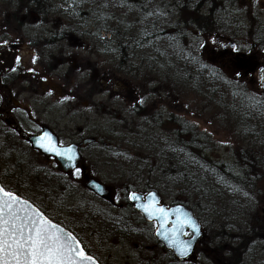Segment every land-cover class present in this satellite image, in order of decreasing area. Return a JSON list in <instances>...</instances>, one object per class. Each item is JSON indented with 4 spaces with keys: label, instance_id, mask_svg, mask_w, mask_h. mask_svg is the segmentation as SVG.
<instances>
[{
    "label": "flooded vegetation",
    "instance_id": "flooded-vegetation-1",
    "mask_svg": "<svg viewBox=\"0 0 264 264\" xmlns=\"http://www.w3.org/2000/svg\"><path fill=\"white\" fill-rule=\"evenodd\" d=\"M125 1L127 24L132 21L154 23L158 35L162 32L163 24H170L173 46L170 53L174 56L181 47V51L189 56L210 64L207 57L196 48V42L206 37L208 30H211L220 43L251 45L258 63L264 65V58L259 56L260 50L264 49V0H201L197 10L192 13L197 19L207 13L206 18L197 25L201 36H197L191 25L185 22L188 9L175 7L178 0ZM179 2L183 3L184 0ZM193 2L194 0H188L189 4ZM75 5L81 7V0ZM67 6V0H0V44L8 41L6 48L0 47V143L9 147L21 144L28 154L36 155L42 163L56 168L58 166L54 159L39 154L21 132L38 135L45 129L51 131L59 143L76 145L81 154V165L88 169L90 176L96 177L110 190L112 202L86 189L91 193L92 208L101 214L112 213L110 220H117L115 224L123 230L124 239L125 236L128 239L132 233L137 237L135 242L128 239L132 249L128 247L125 258L139 264L145 263V257L147 262L157 263L160 258L175 262L168 254L170 250L155 239V223L145 220L133 209L131 202L121 198L117 204L115 198L123 191L113 192L109 182L89 172L92 167L105 164L102 157L111 144L105 136L108 138V134L112 135L114 129L119 131V128L125 126V93L133 90L125 89V86L116 88L108 83L112 81V84L117 85V76L110 58L103 67L95 57L92 59L91 56H83L82 53L88 52V49L82 47L81 34L66 31L64 15ZM237 9L243 10L237 12ZM79 12L82 14V7ZM149 12L154 14L149 16ZM177 24L179 27H174ZM16 56L21 58L20 64H16ZM34 57L35 64L32 63ZM13 67L17 69L15 72L11 70ZM31 68L36 72L28 71ZM41 77H47V80ZM49 91L53 94L48 95ZM174 95L175 91L166 92L158 85L155 97L159 104L156 110L162 107L165 111L161 114H175L167 110L165 104V97L172 99ZM65 96L75 99L64 101ZM254 96L263 99L264 87L260 94ZM78 104L82 106L77 108ZM82 109H89V113ZM88 138L93 140L86 141ZM139 192L145 194L148 191ZM160 200L161 203L165 202L162 198ZM165 204L170 205L168 202ZM194 215L196 216L195 213ZM199 220L203 226L204 239L208 241L204 219ZM143 237L150 239L144 240ZM254 238L252 245L257 253L258 247L255 248V245L259 240L264 241V234ZM209 250L207 242L206 246H201L194 254L191 262L198 254L210 258ZM91 254L100 264H107L96 254ZM107 258H111L109 253ZM216 259L222 264H232L227 256ZM237 260L239 264L240 259Z\"/></svg>",
    "mask_w": 264,
    "mask_h": 264
},
{
    "label": "trees",
    "instance_id": "trees-1",
    "mask_svg": "<svg viewBox=\"0 0 264 264\" xmlns=\"http://www.w3.org/2000/svg\"><path fill=\"white\" fill-rule=\"evenodd\" d=\"M67 1L69 6L64 15L66 29L79 32L83 40L90 41L92 50L97 48L100 53L110 56L114 73L140 79L146 89L143 92H151L153 96L158 85L169 93L176 91L178 84L201 91L208 100L216 102L225 114L223 117L228 116L234 129L247 139L232 163L219 161L211 156L204 132L175 114H161L156 119V108L150 114H145V109L132 111L129 116L125 114V126L119 128L118 134H109L125 143V152L115 154L112 159H121L118 168L122 173L125 171L124 185L132 190H154L163 201L181 203L200 219H203L202 214L206 217L214 212L217 217L223 220L229 218L233 222L239 217L251 215L254 222L249 225L245 221L247 225L243 227L248 234L244 238V248L240 249L239 242V245H228L225 249L227 254L224 256L230 258L232 264H238L237 259H242L245 248L253 243L254 237L264 234V222L256 214L253 217V213H248L245 208L247 200L243 195L244 191L252 193L253 185L256 197L262 191L258 184L264 178V98H256L245 83L237 89L215 79L211 69L200 70L195 60L181 51V47L175 56L171 54L170 24H163L159 35L155 32L154 23L132 21L127 24L125 0H81L82 14L79 12L81 7H75L79 0ZM104 32L108 38L101 36ZM245 93L248 97H255L262 107L250 110V101ZM121 129L125 130V139L120 135ZM110 148L117 151L112 143ZM54 168L55 171L47 174L48 177L39 173L38 169L30 171L28 186L38 190V194H55L51 185L58 186L60 181V189L66 191L64 178H68L69 174H62ZM91 172L97 175L93 170ZM253 175L258 179L253 181ZM139 185L142 188H137ZM237 188L239 192L234 191ZM63 197L54 196L53 203ZM91 215L85 214L88 219ZM115 222L117 220L110 224L116 225ZM210 222L217 224L215 219ZM237 236L241 239V234ZM129 238L136 237L129 235Z\"/></svg>",
    "mask_w": 264,
    "mask_h": 264
},
{
    "label": "snow or ice",
    "instance_id": "snow-or-ice-1",
    "mask_svg": "<svg viewBox=\"0 0 264 264\" xmlns=\"http://www.w3.org/2000/svg\"><path fill=\"white\" fill-rule=\"evenodd\" d=\"M200 2L201 0H194L192 4H189L188 0H184L183 3L178 0L175 5L176 8L182 10L188 9L185 22L191 25L197 36L202 35L197 25L207 16V13L199 19L192 16ZM142 7H146V5H142ZM242 10L237 9L236 11ZM153 14L152 12L148 13L149 16ZM174 27H179V25H174ZM7 46L8 41L0 44V47L6 48ZM196 48L207 57L210 64L202 63L199 58L191 56L189 59H194L202 71L211 69L215 79L234 85L237 89H241L242 82L254 87L258 81L264 87V65L258 63L257 55L253 54L251 45L220 43L212 31L208 30V35L196 42ZM259 56L264 58V49L260 50ZM14 59L16 64H20L19 56ZM32 63H36L35 57ZM11 70L15 72L17 69L13 67ZM257 70L258 76L255 75ZM28 71L36 72L34 68L28 69ZM41 79L47 80V77H41ZM108 83L113 87H118V85L112 84V81ZM52 94V91L48 92V95ZM244 95L250 101L248 105L250 110L262 107L258 101H255V97H248L247 93ZM152 96L151 92L136 95L130 103V109L136 112L141 109L150 111L152 108H156L157 102L152 99ZM69 99H75V97H63L64 101ZM164 111V108H158L155 118L159 119ZM207 131L205 129V132ZM221 143L229 142L221 141ZM36 146L44 153L58 157V162L63 161V166L69 169V175L73 179L80 180L83 176L82 160L75 146L65 147L46 131L37 138ZM256 179L258 177L253 175L252 180ZM91 183L97 194L104 192V186L100 183L96 181ZM122 187H124V191L116 196L115 202L119 204L121 198L132 202L134 207L139 209L148 220L156 222L157 228L154 235L159 242H162L163 247L170 250L168 254L176 264H190L200 247L207 245L203 226L193 213L183 207L168 208L163 206L156 192L150 191L141 194L132 190L130 186ZM252 187V193L243 192L247 200L245 208L248 213L258 212L264 221V204H261L256 197L255 185ZM234 191L239 192L240 189L237 188ZM261 196L264 197V189L261 191ZM49 199L54 200L55 198L49 196ZM51 207V204L46 203L35 192L32 195H25L19 184L14 186L6 179L0 178V264H98L97 258L90 253L88 245L75 228L70 226V222L59 219V208L54 210V214L53 211H50ZM248 251H251V248ZM209 256L215 259L214 251L209 250ZM200 259H205V257L201 254ZM208 264H211V261ZM217 264H222V262L217 261Z\"/></svg>",
    "mask_w": 264,
    "mask_h": 264
},
{
    "label": "rangeland",
    "instance_id": "rangeland-1",
    "mask_svg": "<svg viewBox=\"0 0 264 264\" xmlns=\"http://www.w3.org/2000/svg\"><path fill=\"white\" fill-rule=\"evenodd\" d=\"M66 31L70 33V30L66 29ZM101 36L105 38L109 37L105 32L101 33ZM81 41L82 47L84 46V48L88 49V52L82 53L83 56H91L92 59H94L95 57L98 64L105 67V65H107V62H109V60L111 59L110 56L100 53V50L97 48H95L94 51H89L93 49V47L89 45L91 44L90 41L83 40V38L81 39ZM255 75L258 76L259 73H255ZM116 76L118 85V87L116 88L125 86V89L128 88L129 90H133L132 92L128 91V94L127 91L125 93V96H127L125 97L127 98V103L125 105V114L129 116L132 113V110L130 109V103L132 102L133 98L141 93L146 94L145 92H143V90L146 89H144V86L142 85V81L140 79L125 76L124 74L120 73H116ZM243 83H245L248 90L253 94H260L262 86L258 81L254 87L246 82H242V84ZM174 96H172V99L165 97L167 110H169L170 112H174L175 115L180 118L182 117V119L188 121L189 123H192L200 131L204 132V135L207 138L210 147V154L214 159L223 161L225 163H232L235 159L236 152L239 151V149L247 143V139L240 136L239 133L234 129V126L230 123L231 121H229V117H223L225 114L222 113V109H219L215 101L213 102L208 100L207 97H205L201 93V91L197 92L193 88L191 89L189 87H186V85L178 84ZM152 99L157 102V105L159 104L155 96H152ZM78 105L79 107L77 108H80L82 106V104ZM186 105L187 107H185ZM153 109L155 108H152L150 111L145 110V114H150ZM82 110L89 113V109ZM205 129H207L208 131L205 132ZM120 133L122 138L125 139V130L121 129ZM114 134H118V131L116 129H114L112 135ZM105 138L109 139L114 147H117V151H113L114 149L108 148L106 155L102 157L103 161H105V164L100 167H92L89 172L93 174L91 172L93 170V172H95L97 176L109 182L111 184L113 192H122L124 191V187L122 186H126V184L124 185V180H126L125 171H123L122 173L121 169L118 168L121 159L114 161L112 159V156H116L115 154H118L119 152H125V143H122L120 139H114L111 136H109L108 138L107 136H105ZM221 141H228L229 143L222 144ZM34 169H38L39 173H45V175H49V173L55 171L54 167L42 163L36 155L32 156L28 154L26 149L21 144H14V146L9 147L5 143H0V178L6 179L7 182L11 183L14 186L19 184L21 190L25 193V195H32L33 192H35V194L42 197L46 203L52 205L50 211H53L54 214V210L59 208V219L65 220V222H70V226L75 228L80 237L88 245V250L91 253L96 254V256L101 258L103 262L107 264H139L135 263V261L131 259L125 258V255H127V250L132 249V244L129 241L134 240L135 242L137 237L129 238L128 236V239H130L128 240L125 236V239H127V243H125L126 241L123 236V230L121 228H118L117 225H113V223L110 224V222H113V219L110 220V218L113 217V214H101L96 212L95 208H92L91 193L86 190L81 179L75 180L71 175H69L68 178H64L67 184L65 189L66 191L60 189L62 184L59 181L58 186H54V183L51 185V188L54 189L55 194L52 192L49 194H38V190H32L30 186H28L30 182L29 173ZM5 173H7V176H5ZM78 182L82 184L78 185ZM130 183L135 186V183ZM130 183L128 184L130 185ZM49 184L50 183H48V185ZM258 185H260L261 190L264 189V178L259 181ZM137 188L140 189L142 187H140L139 185V187ZM56 195H62L64 197L62 200L56 201V204H54V200H50L49 196L54 197ZM257 199L260 200L261 204H264V197H262L261 194L257 197ZM91 211L93 212L92 215L90 214ZM85 214L91 215V218L88 219V216H85ZM255 214L259 216L258 218L261 220V222H264L262 221L258 212H253L252 216H256ZM114 217L118 220L120 219L117 216ZM202 217L207 229L205 233L208 237V249L214 251L215 259H213L212 256H209L210 258L208 259L207 257H205V259H200V256L198 254L194 261H190V264H208L209 261H211V264H217L216 257L220 258L226 255L227 250L225 249L228 247V245L235 246L239 245L240 242V249L244 248V238L248 234L244 231L245 228L243 227H245L248 222L249 225L254 222L251 215L243 216L242 218L239 217L237 218V220H235V222L230 221L229 218L228 220H223V218H221L220 216L217 217L216 212L206 217L204 214H202ZM213 219L217 221V224H211L210 221H212ZM245 221H247V224L245 223ZM230 225H232V227H230ZM141 227L143 226L141 225ZM240 234L241 239H239L237 236ZM131 235L133 237V233ZM142 239L149 240L150 238L143 237ZM249 245V247L245 248L246 252L242 254V259L240 260L239 264H264V241L259 240L258 244L255 245V248L258 247L257 253L254 251L253 245L251 243ZM221 246L225 248L221 249ZM249 248H251V251H248ZM108 253L111 256V258L109 259L107 258ZM144 262L145 263L141 262L140 264H176V262H172L168 260V258H160V260L155 263L156 261L147 262V257H145Z\"/></svg>",
    "mask_w": 264,
    "mask_h": 264
},
{
    "label": "water",
    "instance_id": "water-1",
    "mask_svg": "<svg viewBox=\"0 0 264 264\" xmlns=\"http://www.w3.org/2000/svg\"><path fill=\"white\" fill-rule=\"evenodd\" d=\"M45 131L48 132V133H50V134L54 137V139L57 140L56 136H55L51 131H48V130H45V129H44L40 134H38V135L26 134V133H24V132H21V134L27 139V141L30 143L31 147L39 152V154H41V155H43V156H45V157H51V158H53L54 161L57 163L58 170H59L60 172H62V173H64V174H68V173H69V169H67L66 167L63 166V164H64L63 161H59V162H58V160H59L58 157L51 156V155H49V154H47V153H44L41 149H39V148L36 146V140H37V138H38L39 136H41ZM92 140H93V138H88V139H86V141H92ZM57 141H58V140H57ZM69 145H73V146H75V147L77 148V146L74 145V144H69ZM64 146L66 147V146H68V145H64ZM77 150H78V149H77ZM78 151H79V150H78ZM78 153H79V155H80V157H81L80 152H78ZM81 167H82L83 170H84V174H83V176H82V180H83L82 183L84 184V186H85L88 190H90L91 193H94L95 195H97V196H99V197H101V198H104V199H108L109 201L112 202V198L110 197V190H109V187H108L106 184L100 182V180H98L97 178H95V177H93V176H90V174H88V169H87L84 165H81ZM92 181H96V182L100 183L102 186H104V189H105V190H104V192H103L102 194H97V193L95 192L94 188L92 187V183H91ZM137 192H138V191H137ZM148 192H150V191H148ZM151 192H155V191L152 190ZM139 193H140V192H139ZM156 193H157V192H156ZM141 194H142V193H141ZM157 194H158V193H157ZM158 197L160 198L159 194H158ZM131 204H132L133 209H135L137 212H139V213L143 216V218H144L145 220H147L148 222H154V223H155V228H154V232H155V229L157 228V224H156V222H155V221H152V220H148V219L144 216V214H143L139 209H136V208L134 207V204H133L132 202H131ZM161 204H162L163 206H165V207H168V208L183 207L185 210H187V211L193 213L190 209H188L187 207L185 208V206L182 205V204H174V205H169V206H167L165 203H161ZM154 236H155V235H154ZM155 239L158 240V238H157L156 236H155ZM161 243H162V242H161ZM166 249H167V248H166ZM98 264H99V263H98Z\"/></svg>",
    "mask_w": 264,
    "mask_h": 264
}]
</instances>
